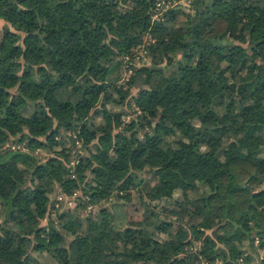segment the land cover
I'll return each instance as SVG.
<instances>
[{"label": "trees", "instance_id": "16d2710c", "mask_svg": "<svg viewBox=\"0 0 264 264\" xmlns=\"http://www.w3.org/2000/svg\"><path fill=\"white\" fill-rule=\"evenodd\" d=\"M157 1L0 0V264H264V0Z\"/></svg>", "mask_w": 264, "mask_h": 264}, {"label": "rangeland", "instance_id": "374dc122", "mask_svg": "<svg viewBox=\"0 0 264 264\" xmlns=\"http://www.w3.org/2000/svg\"><path fill=\"white\" fill-rule=\"evenodd\" d=\"M4 21L0 19V26L3 27L4 25ZM144 55H147L145 54L144 51H140V49L138 48L137 50V53L135 55V58L136 60L138 61V63L141 64V61L143 63L146 62V60H149V58L147 57H144ZM145 58H147L146 60H144ZM141 59V61H139ZM126 60H130V56L126 58ZM166 72L169 73V70L166 69ZM131 76H133V69L132 68H128V70L126 69L125 71L121 72V74H119L118 76L115 75V78H118V82L119 85H124L125 88H127V80L129 78H131ZM138 91L137 89H134L133 90V94H136ZM125 115L123 116V119L126 121V122H130L132 119L138 117V113L135 111V108L134 106H128L125 110ZM136 128H138V125L136 126ZM73 135V134H72ZM73 137H77L76 134L73 135ZM18 137L16 138H13L11 140L10 143H7L5 147H10L11 149H18L20 148V146L18 145V142L16 141V139H18ZM82 143L80 140H77L76 143L74 145H72V150H71V153H72V159L74 160L75 164L77 162V156H78V153H85V151L82 149ZM2 150V149H1ZM1 152V151H0ZM42 152V151H41ZM41 152H37V153H40ZM41 157L44 158V154L43 155H40ZM143 176H144V180L146 182H148V184H144V185H141L140 188L143 189V191L148 192V191H151L152 189H154L158 184H159V180L158 179H153L151 177V174L148 173V172H144L143 173ZM137 189L136 188L135 190H133L132 192V197H133V200L131 202H127V204H115L114 206V211L116 213V223L118 225H126L129 220H131L132 218H134L135 220H140L143 218V209L140 208V209H137V204H138V200H137ZM205 190V188H200V191L203 192ZM206 192H209V191H212L211 187L208 188L207 190H205ZM176 196H180L179 192L175 193V198ZM54 198V196H53ZM114 198V196H113ZM111 205V204H110ZM182 206H180L181 208ZM43 223H46L45 221ZM196 243V242H195ZM259 243V240L257 239L256 240V243L255 245H258ZM0 244L2 246H5V247H10L11 244H12V239H0ZM195 248V247H194ZM256 251L252 248H248V250L246 252H244L245 255L247 256H256ZM258 255L259 257H264V248L263 249H259L258 251ZM41 257V260H42V263L43 264H55V260L52 259L49 255H47L46 253H43L40 255ZM214 261V260H212ZM201 263V262H200ZM199 263V264H200ZM246 264V263H245Z\"/></svg>", "mask_w": 264, "mask_h": 264}, {"label": "built area", "instance_id": "2783aa9c", "mask_svg": "<svg viewBox=\"0 0 264 264\" xmlns=\"http://www.w3.org/2000/svg\"><path fill=\"white\" fill-rule=\"evenodd\" d=\"M192 1L193 0H158L156 3V11H159V13L156 12V14L153 17L158 18L159 15L162 13V11H165L168 8H173V7L187 8L191 5ZM144 57L148 58V55H144ZM147 58H145L144 60H146ZM74 198H69L67 196L58 197V201L56 202L55 207L53 209V215L55 216V219L57 218V213H58L57 211H58V208H60L61 202L64 200L67 205H72ZM245 258H246V255L242 254V255H239V257L236 260H229L227 262L224 261L223 259H216L214 261L203 259L200 264H245L246 263Z\"/></svg>", "mask_w": 264, "mask_h": 264}]
</instances>
